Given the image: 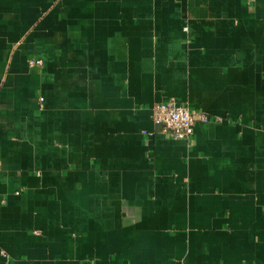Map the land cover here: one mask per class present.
I'll return each instance as SVG.
<instances>
[{
  "label": "crops",
  "instance_id": "0c3cea01",
  "mask_svg": "<svg viewBox=\"0 0 264 264\" xmlns=\"http://www.w3.org/2000/svg\"><path fill=\"white\" fill-rule=\"evenodd\" d=\"M0 264H264V0H0Z\"/></svg>",
  "mask_w": 264,
  "mask_h": 264
},
{
  "label": "built area",
  "instance_id": "2783aa9c",
  "mask_svg": "<svg viewBox=\"0 0 264 264\" xmlns=\"http://www.w3.org/2000/svg\"><path fill=\"white\" fill-rule=\"evenodd\" d=\"M39 60L29 61V67H39ZM150 118L154 125L160 128V134L172 141L190 143L193 128L196 123L220 124L219 118H212L201 112L190 110L186 105L177 103L173 99L154 104L150 110Z\"/></svg>",
  "mask_w": 264,
  "mask_h": 264
}]
</instances>
